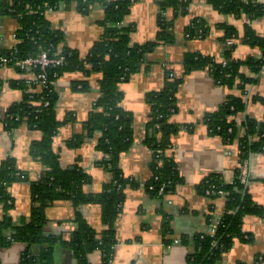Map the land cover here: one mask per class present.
<instances>
[{
    "label": "crops",
    "instance_id": "crops-1",
    "mask_svg": "<svg viewBox=\"0 0 264 264\" xmlns=\"http://www.w3.org/2000/svg\"><path fill=\"white\" fill-rule=\"evenodd\" d=\"M164 1L137 0L133 4L124 22L132 27V46L157 42L160 5ZM256 1L264 4V0ZM166 16L173 21L174 42L155 45L146 54L142 70L119 87L123 93L121 106L132 115L135 130L134 144L122 154L119 168L137 185H130L125 190L122 210L115 223L117 244L112 248L110 264H191L189 258L196 251L194 237L209 234L212 220L221 216L226 207L225 198L205 194L200 185L210 176H217L221 183L230 184L242 168L238 143H225L221 136L212 135L205 123L209 114L216 112L231 95H238L240 91L219 84L208 69L186 70L184 59L187 54H200L221 61L226 49L224 39L233 31L240 36L245 35L247 24L252 26L257 36L264 37V18L250 21L245 15H224L208 0H192L186 15H175L168 10ZM46 18L52 30L63 33L64 45L78 50L83 57L105 32L102 26L105 9L101 5L91 6L85 13L61 6L47 11ZM198 18L210 27L209 35L202 39H189L186 30ZM220 25L227 26L231 32ZM18 28V22L3 16L0 9V49L11 50L18 44ZM227 44L234 46L233 56L237 60L262 56L260 48L241 42L235 35L227 40ZM170 72L176 78H183L177 91V111L170 117V122L187 128L170 137L171 147L166 155L176 162L185 183L174 193L158 198L146 190L154 176L152 164L156 159L154 149L145 142L151 115L148 96L166 87ZM243 72L255 77L256 82L249 85L244 95L246 109L236 118L239 136L246 135L244 122L247 119L258 123L264 121V104L258 100L264 98V68L258 75L248 68H243ZM29 76L14 67L0 68V81L3 83L0 106L3 112L30 93V89L26 92L18 85L21 81L26 82ZM100 78L98 73L89 78L88 91L76 87L75 83L87 81L81 72L65 73L56 83L59 94L56 114L62 124L53 139L52 149L59 156L63 169L78 168L90 176L91 184L85 187L87 193L101 192L104 185L113 179L111 172L97 165L105 157L96 149L97 137H88L86 132V122L99 98ZM42 138L43 133L28 123L21 124L13 132L0 127V171L3 162L12 158L16 169L25 178L12 182L8 188L14 204L9 214L16 223L30 219L35 205L31 185L46 170L43 162L31 153L33 142ZM74 142L76 144L71 145ZM249 160L248 194L255 204L264 207V153L253 154ZM79 210L96 231L104 228L99 206L89 204L78 209L70 201H57L45 211L47 235L70 241L77 230L75 219ZM5 215L4 204L0 202V219ZM167 221L170 231L165 234ZM243 231L252 239L251 242L236 241L231 251L216 264H264V219L247 216ZM183 239L188 241L183 242ZM24 248L25 245L16 243L1 250L0 264H20ZM38 251L36 246L34 253ZM89 261L91 264H103L102 253L93 252ZM53 264H78V261L69 247L59 243Z\"/></svg>",
    "mask_w": 264,
    "mask_h": 264
},
{
    "label": "trees",
    "instance_id": "trees-1",
    "mask_svg": "<svg viewBox=\"0 0 264 264\" xmlns=\"http://www.w3.org/2000/svg\"><path fill=\"white\" fill-rule=\"evenodd\" d=\"M136 1L0 0L3 16L15 19L19 25L16 31L19 42L11 50L0 49V63L1 57H10L12 52L21 59L37 56L42 51L49 52L51 56L62 52L66 59L65 64L47 70L50 83H57L65 73L81 72L87 81L75 83L76 87L88 91L89 78L93 74L101 75L99 98L86 122V132L88 137H97V151L108 155V158L104 157L98 161L97 165L113 174L112 181L104 185L101 192L87 193L85 187L91 184L90 176L78 168L63 169L59 156L52 149L53 139L62 124L57 120L56 114L59 102L56 86L49 84L47 88L35 91V85L19 82V87L26 92L30 89V93H26L20 103L12 104L4 112L0 106V127L13 132L21 124L28 123L41 131L43 138L33 142L31 153L46 166L41 178L31 185L35 205L30 219L21 223H16L9 214L14 204L8 188L12 182L25 178L16 169L12 158L3 162L1 167L0 202L4 204L6 215L0 219V252L16 243L25 245L20 264H53L54 252L59 243L71 249L78 264H91L89 256L95 251L102 253L103 264H110L112 248L117 244L115 223L122 210L125 190L130 185H137L134 180L125 177L119 168L122 154L128 152L135 141L133 117L121 106L123 93L119 87L142 70L146 63V54L156 47L155 45L174 42L173 21L167 18L166 11L172 10L179 16L186 15L192 3V0H165L160 5L157 42L132 46V27L124 22ZM208 3L224 15H245L250 21L264 18V4L256 0H208ZM97 5L105 9V19L102 22L105 32L83 57L78 50L64 45L63 33L51 29L46 12L49 8L57 10L65 6L85 13L91 6ZM220 27L231 32L225 25ZM209 32L210 27L199 18L186 30L189 39L206 38ZM234 35L241 42L260 48L262 56H250L245 60L235 59L234 46L227 44V40ZM224 43L226 49L221 61L200 54H187L184 65L188 71L208 69L219 84L240 91L238 95H231L216 112L209 114L205 123L210 133L221 136L225 143H238L243 162L253 154L264 153V121L258 123L247 119L244 122L246 135L239 136L236 119L246 109L244 95L248 92L249 85L256 82L255 77L243 72V68H248L255 75L261 73L264 68V37L257 36L252 26L247 24L245 35L240 36L233 31L224 39ZM167 75L169 77L166 87L148 96L151 115L145 142L154 149L156 159L152 164L154 176L146 185V190L158 198L174 193L178 186L185 183L176 162L166 155L171 147L170 137L187 128L175 126L170 122V117L177 111V91L183 78H176L171 72ZM2 89L3 83L0 81V95ZM258 100L264 104V98ZM46 101L50 102L48 107L44 105ZM74 144L76 142L71 143ZM240 176L241 170L237 173L235 181L230 184L221 183L217 176H210L200 185V190L205 194L212 190V197H223L216 193L217 190L226 192L227 195L223 197L226 207L223 220L214 235L202 234L194 237L196 251L189 258L191 264H216L231 251L236 241L251 242L252 239L243 231V222L247 216L264 219V207L254 203L248 194L247 185L241 183ZM57 201H70L78 209L89 204L99 206L104 228L96 231L79 210L75 219L77 230L70 241H63L60 236H48L45 231L48 224L45 211ZM169 231L167 221L164 233ZM187 241L188 239H183V242ZM36 246L39 247L38 253H34Z\"/></svg>",
    "mask_w": 264,
    "mask_h": 264
},
{
    "label": "built area",
    "instance_id": "built-area-1",
    "mask_svg": "<svg viewBox=\"0 0 264 264\" xmlns=\"http://www.w3.org/2000/svg\"><path fill=\"white\" fill-rule=\"evenodd\" d=\"M54 10L56 9L49 8L48 11H54ZM65 61L66 59L65 56L62 54V52H59L57 54H54V56H51L49 52L42 51L37 56H29L23 59L17 57L15 52H12L10 57H1L0 68L5 66H10L19 69L21 72L25 71L24 73H28L30 75L27 78L28 80L26 81V83L29 85H35L36 86L35 88L37 89L35 91H39L42 88L43 89L47 88L49 84L56 86L55 81H52L51 83L49 82L47 70L50 68L61 67L62 65L65 64ZM44 105L48 107L50 105V102L46 101ZM105 157L108 158V155H106ZM250 161L251 160L249 159L243 161L241 168V176H240L241 183L247 186L249 185L250 182V168H251ZM212 192H213L212 190H209L207 192V195H210ZM216 193L223 197L227 195L226 192L222 190H217ZM222 220H223V214L218 218L214 219L209 234L214 235L216 233L217 227L219 223L222 222Z\"/></svg>",
    "mask_w": 264,
    "mask_h": 264
}]
</instances>
